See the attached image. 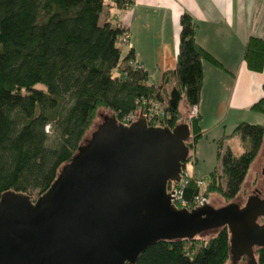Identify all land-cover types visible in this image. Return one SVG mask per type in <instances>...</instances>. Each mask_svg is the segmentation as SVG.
Returning a JSON list of instances; mask_svg holds the SVG:
<instances>
[{
	"label": "trees",
	"instance_id": "obj_1",
	"mask_svg": "<svg viewBox=\"0 0 264 264\" xmlns=\"http://www.w3.org/2000/svg\"><path fill=\"white\" fill-rule=\"evenodd\" d=\"M132 3L113 0L119 12ZM106 6L105 0H0V197L7 190L42 194L83 143L97 108L119 119L143 99H155L168 113L160 122L172 128L181 117L179 102L184 99L190 107L200 100L202 63L225 69L196 41V23L182 12L174 67L155 82L131 46L122 55L121 38L127 32L105 15ZM242 60L250 71L263 70V37L247 38ZM248 108L264 114V96ZM198 118L188 123L189 147L203 134ZM234 135L248 143L239 154L222 150L224 139ZM263 136L262 123L238 122L217 140L221 171L209 172L203 190L193 174L182 198L192 202L197 195L217 193L232 201ZM204 233L157 240L134 264H224L230 254L227 227L208 237ZM256 255L257 264H264V249H256Z\"/></svg>",
	"mask_w": 264,
	"mask_h": 264
},
{
	"label": "water",
	"instance_id": "obj_2",
	"mask_svg": "<svg viewBox=\"0 0 264 264\" xmlns=\"http://www.w3.org/2000/svg\"><path fill=\"white\" fill-rule=\"evenodd\" d=\"M186 122L129 125L114 113L64 163L39 196L7 190L0 197V264H134L157 240L191 238L226 226L230 254L257 264L264 249V196L243 205L171 202L189 156Z\"/></svg>",
	"mask_w": 264,
	"mask_h": 264
},
{
	"label": "crops",
	"instance_id": "obj_3",
	"mask_svg": "<svg viewBox=\"0 0 264 264\" xmlns=\"http://www.w3.org/2000/svg\"><path fill=\"white\" fill-rule=\"evenodd\" d=\"M106 4L105 15L126 29L127 46L134 49L136 61L156 82L163 70L174 67L180 13L192 16L196 41L225 68L202 63L203 82L197 104L201 131L206 129L202 120L210 112L222 111L225 117L230 111L252 112L249 105L264 96V68L260 72L250 71L242 60L247 38L250 35L264 38V0H133L122 12L113 5V0ZM178 108L185 112L184 99ZM241 117L232 118L229 132L240 121L256 122L255 115ZM229 132L224 130L220 137Z\"/></svg>",
	"mask_w": 264,
	"mask_h": 264
},
{
	"label": "rangeland",
	"instance_id": "obj_4",
	"mask_svg": "<svg viewBox=\"0 0 264 264\" xmlns=\"http://www.w3.org/2000/svg\"><path fill=\"white\" fill-rule=\"evenodd\" d=\"M112 0H105V2H109ZM127 38V41H126ZM122 45L120 47L122 49V55L124 54L129 38L128 34H124L121 38ZM182 108V106H180ZM190 107L187 106L185 112L181 113V117L178 119V122H187L190 123L191 119L189 118ZM224 110V109H221ZM113 112L107 108L99 107L96 109L94 117L90 123V126L85 131L83 136V141L85 142L87 139L91 137V135L97 130V127L103 122L105 116H110ZM237 115H241V118H248V115H255V121L258 123H262L264 125V114L258 112H228L225 117V113L222 111L219 112H210L202 120V125L205 126V130L203 131L202 136H200L195 143L189 147L188 153L184 168L186 172L193 173L196 177L203 178L207 180L208 174L211 170L216 169L217 171H221V163L217 158L216 148H217V140L220 138V135L225 132H229V124L232 118ZM225 117V119H224ZM232 137L231 140L224 139L222 150H225L227 147H230L231 150L235 154L241 153L247 147L248 143H243L239 136H229ZM191 141V136L189 138V142ZM205 187V183L200 186V189L203 190ZM258 190L261 195L264 196V136L262 138L261 145L259 150L256 153V156L252 160L241 189L239 190L236 197L232 200L235 202H239L241 205L245 202L246 198L249 197L255 190ZM32 198H36V195H32ZM200 198H204L208 204L213 207H220L230 201H226L217 193H212L208 197H204L200 194ZM197 204V203H196ZM195 206V205H194ZM217 229L209 230L204 233V237L211 236L216 232ZM254 255H256V251L254 250ZM246 257L244 255L239 256L238 258H234L232 254H229L227 260L224 264H246Z\"/></svg>",
	"mask_w": 264,
	"mask_h": 264
},
{
	"label": "built area",
	"instance_id": "obj_5",
	"mask_svg": "<svg viewBox=\"0 0 264 264\" xmlns=\"http://www.w3.org/2000/svg\"><path fill=\"white\" fill-rule=\"evenodd\" d=\"M190 108L191 109H190L189 118L196 117L198 115L197 105L190 106ZM140 115H142L146 119L148 125L168 126L160 122V120L163 117L168 116V113L164 108V103L159 102L158 100L155 99L154 100L143 99L138 105V107L135 109V111L131 112L125 117L119 119L117 118V121L124 125H129L130 123L135 121ZM186 123H188V121ZM189 179H194L193 174L192 173L188 174L183 166L180 171V179L178 181H171L167 184L166 190L171 196V202L177 208L185 207L187 209H190L192 207L202 204V202L204 201L207 202L204 198H200V195H197L192 202H187L182 198V190L184 186L188 183ZM194 180L199 187L205 183V180L202 178H197Z\"/></svg>",
	"mask_w": 264,
	"mask_h": 264
},
{
	"label": "flooded vegetation",
	"instance_id": "obj_6",
	"mask_svg": "<svg viewBox=\"0 0 264 264\" xmlns=\"http://www.w3.org/2000/svg\"><path fill=\"white\" fill-rule=\"evenodd\" d=\"M251 195H257V196H259V197H262V196H260L261 195V193L256 189L255 191H254V193H252ZM248 198V197H247ZM247 198H246V200H247ZM246 200H245V202H246ZM244 202V203H245ZM239 205H241L239 202H237ZM243 203V204H244ZM256 249H258V248H256ZM256 249H255V251H256Z\"/></svg>",
	"mask_w": 264,
	"mask_h": 264
}]
</instances>
